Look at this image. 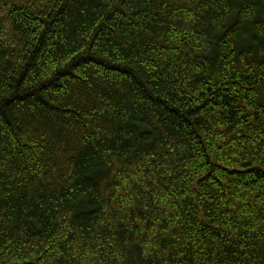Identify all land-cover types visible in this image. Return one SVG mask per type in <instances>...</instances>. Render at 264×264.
Wrapping results in <instances>:
<instances>
[{"label":"trees","instance_id":"trees-1","mask_svg":"<svg viewBox=\"0 0 264 264\" xmlns=\"http://www.w3.org/2000/svg\"><path fill=\"white\" fill-rule=\"evenodd\" d=\"M0 264H264V0H0Z\"/></svg>","mask_w":264,"mask_h":264}]
</instances>
